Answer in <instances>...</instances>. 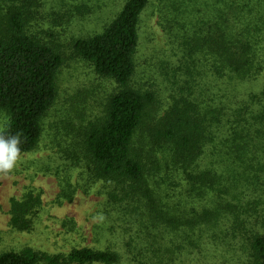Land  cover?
Returning <instances> with one entry per match:
<instances>
[{
  "label": "rangeland",
  "instance_id": "1",
  "mask_svg": "<svg viewBox=\"0 0 264 264\" xmlns=\"http://www.w3.org/2000/svg\"><path fill=\"white\" fill-rule=\"evenodd\" d=\"M194 1L184 15L185 0H150L139 21L129 87L152 93L159 115L190 103L206 117L215 141L207 143L201 163L230 183L237 180V189L220 194L235 214L220 215L209 226L186 224L219 195L193 198L168 154L155 150L145 135L148 162L155 163L148 164L149 187L163 212L157 219L148 216L143 201L93 182L80 146L84 130L103 117L121 87L96 75L73 46L101 34L127 0H0V18L21 10L28 35L64 61L40 141L0 177V256L31 249L66 257L89 248L115 254V264H253L250 241L264 238V0ZM223 30L225 39L248 49L245 69L234 70L210 46ZM5 125L0 113V130ZM112 195L125 202L115 203ZM15 204L28 207L22 214L26 229L13 225Z\"/></svg>",
  "mask_w": 264,
  "mask_h": 264
},
{
  "label": "trees",
  "instance_id": "2",
  "mask_svg": "<svg viewBox=\"0 0 264 264\" xmlns=\"http://www.w3.org/2000/svg\"><path fill=\"white\" fill-rule=\"evenodd\" d=\"M149 2L127 0L101 34L78 40L73 46L75 56L88 63L96 75L121 87L108 99L103 117L89 122L80 146L92 167L93 182L115 186L127 199L133 196L138 203L143 201L148 216L157 219L163 212L149 187L148 175L152 166L149 169L148 164L155 165L148 162L152 158L150 151L144 150L145 140H149L155 150L168 154L170 162L193 191L189 192L194 193L193 198L213 193L219 195L209 199L211 208L202 210L186 222L190 226H209L220 215L235 214V206L223 203L221 193L237 189L238 183L236 179L230 183L217 168L202 166L207 143L215 141V136L208 132L206 117L190 103L176 104L159 115L152 93H140L129 87L136 73L139 21ZM195 2L185 0L184 15H190ZM24 20V13L19 9H10L0 18V113L6 116V125L0 135L21 134L20 157L34 150L40 141L43 120L57 100L58 74L64 62L54 48L28 35ZM223 33L224 30L219 40L211 39L210 46L234 70L245 69L248 49L238 40L225 39ZM139 134H142V147L136 145ZM3 175L6 174H0V177ZM110 197L115 203L125 202V197ZM27 210L26 204H15L12 220L15 227H29L22 216ZM250 258L253 264H264L263 237L251 239ZM98 263L115 264L117 256L89 248L73 250L66 257L40 256L31 249L0 256V264Z\"/></svg>",
  "mask_w": 264,
  "mask_h": 264
},
{
  "label": "clouds",
  "instance_id": "3",
  "mask_svg": "<svg viewBox=\"0 0 264 264\" xmlns=\"http://www.w3.org/2000/svg\"><path fill=\"white\" fill-rule=\"evenodd\" d=\"M20 133L0 135V174H8L17 166L21 153Z\"/></svg>",
  "mask_w": 264,
  "mask_h": 264
}]
</instances>
